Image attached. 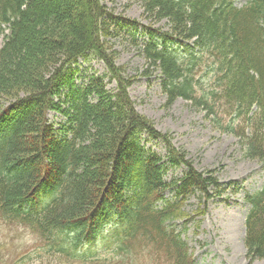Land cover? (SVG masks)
<instances>
[{"label": "trees", "instance_id": "16d2710c", "mask_svg": "<svg viewBox=\"0 0 264 264\" xmlns=\"http://www.w3.org/2000/svg\"><path fill=\"white\" fill-rule=\"evenodd\" d=\"M139 1L144 15L168 25L150 30L140 50L159 72L165 104L183 98L204 109L264 168V0ZM120 15L103 0H0V219L66 261L98 264L99 245L120 257L109 264H141L144 255L194 264L171 225L194 192L205 207L224 189L135 109L133 80L115 66L107 39L126 26L135 40L140 24ZM88 55L103 62L102 73L77 68ZM200 70L212 87L201 86ZM50 112L65 121L55 126ZM233 116L238 124L225 125ZM144 135L165 145L164 157ZM176 166L184 173L166 180ZM244 199L252 262L264 258V183Z\"/></svg>", "mask_w": 264, "mask_h": 264}, {"label": "rangeland", "instance_id": "374dc122", "mask_svg": "<svg viewBox=\"0 0 264 264\" xmlns=\"http://www.w3.org/2000/svg\"><path fill=\"white\" fill-rule=\"evenodd\" d=\"M103 3L113 13L140 23L135 40L130 38L126 26L119 30V36L107 39L109 50L114 52L115 66L122 68L124 77L133 80L128 93L135 109L149 119L158 131L165 133L171 144L186 155L195 169L201 172L212 170L225 191L209 199L205 207L200 194L194 192L183 203L181 218L174 221L176 226L173 228L185 239L194 264H264V258L249 262L244 245V221L249 205L243 197L246 193L259 190L263 184L264 169L260 162L247 158L244 142L219 129L204 109L183 98L175 99L169 106L165 104L159 72L147 67L140 50L141 43L148 40L150 30L168 29L166 21L144 15L139 0H103ZM2 40L0 35V44ZM87 57L77 62L81 73L84 70L95 74L104 71L102 61L93 55ZM144 71L148 75H144ZM200 78L207 80L206 75H200ZM77 81L81 79L77 77ZM204 85L208 86L210 82ZM107 87L114 88V83L107 84ZM48 120L54 122L55 126L65 121L53 112L48 113ZM142 143L147 149L165 156L166 147L162 142L146 140L143 136ZM183 173V166L172 167L165 178H178ZM232 183H237V186L234 187ZM36 239L28 230L0 219V264H81L67 263L65 259L54 262L56 256H47ZM101 258L109 260L112 255L105 249ZM143 260L141 264H156L147 255ZM135 263L138 264L137 260Z\"/></svg>", "mask_w": 264, "mask_h": 264}]
</instances>
